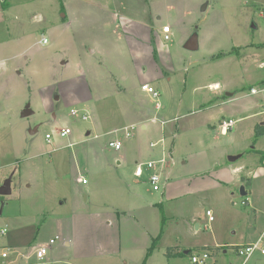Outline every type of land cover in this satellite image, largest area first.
I'll return each instance as SVG.
<instances>
[{
  "label": "rangeland",
  "instance_id": "374dc122",
  "mask_svg": "<svg viewBox=\"0 0 264 264\" xmlns=\"http://www.w3.org/2000/svg\"><path fill=\"white\" fill-rule=\"evenodd\" d=\"M193 32L199 47L189 51ZM262 62L264 0H0V186L10 180L0 255L17 247L34 264H192L190 253L207 251L204 264H242L237 247L264 231V135L254 136ZM223 119L236 122L223 131ZM62 128L70 134L59 137ZM162 158L158 190L151 171L133 174ZM166 178L183 193L165 199ZM73 230L88 235L86 257L64 245ZM259 249L244 264H264Z\"/></svg>",
  "mask_w": 264,
  "mask_h": 264
},
{
  "label": "built area",
  "instance_id": "2783aa9c",
  "mask_svg": "<svg viewBox=\"0 0 264 264\" xmlns=\"http://www.w3.org/2000/svg\"><path fill=\"white\" fill-rule=\"evenodd\" d=\"M162 33L164 34L163 39L164 40H169V27L164 26L162 28ZM46 39L43 38L42 39V43H45ZM261 68H264V62H262L260 64ZM263 88H261V90H263ZM142 90L152 94L155 98L158 97V93L154 90L153 87L147 85V84H143L142 85ZM260 90L256 89V88H251L250 89V93L251 94H256L259 93ZM79 112L76 109H71L70 114L72 117H75ZM80 119L85 121L87 120V116L85 114H81L80 115ZM236 120H232V119H223L220 121V127L222 128L223 131H227L229 129H231L234 124H235ZM135 129V126L131 125L127 128H124V133H125V137L126 138H130L131 137V131ZM70 134V129L69 128H62L58 131V135L59 137H65L67 135ZM51 138L52 136L50 134H46L45 135V139L47 142H51ZM108 146L113 148L114 150H119L121 148V142L119 140H111L108 142ZM164 163V159H161L158 162H154V161H149L146 164H144L145 168L148 169L149 171H151V173L148 176L149 182L152 185V188L154 190H158L159 188V183L161 180V176H160V170L163 166ZM142 174V165H137L136 169H135V175L140 176ZM85 182V180H82V183ZM247 203V200H242L241 204L244 205ZM235 204V203H234ZM207 215L209 216L210 212L207 211L206 212ZM212 220V217L209 216V221ZM6 233L5 229H1L0 230V235H4ZM58 237L55 236L54 238L49 239L48 244L51 245L55 242V240H57ZM263 240L264 241V231L263 233L260 235V237L257 239V241H255L252 244H248V245H243V246H238L237 248V254L239 256L243 257V262L242 264L245 263V261L255 252L259 249V245H260V241ZM47 245L42 246L40 248L37 249L36 251V257L39 259H42L46 253V249H47ZM260 254H264V248H260L259 249ZM1 257V262L0 264H6L5 259L7 258V254L5 252L1 253L0 255ZM190 257V262L192 264H204L205 261L209 258V254L207 251H202V252H193L189 255Z\"/></svg>",
  "mask_w": 264,
  "mask_h": 264
},
{
  "label": "crops",
  "instance_id": "0c3cea01",
  "mask_svg": "<svg viewBox=\"0 0 264 264\" xmlns=\"http://www.w3.org/2000/svg\"><path fill=\"white\" fill-rule=\"evenodd\" d=\"M161 32H162V30H161ZM256 94H258V93H256ZM215 103H218V102H215ZM176 118L174 120H177ZM263 122H264V120L263 119H260L259 121L255 122V124H261ZM184 125H190V124H184ZM141 126H142V128H145V125L142 124ZM193 126L194 125L185 126V128L189 129V128L193 127ZM176 129H179V125L176 126ZM118 163H119V161H118ZM136 166H135L134 171H133V174L134 175H135ZM142 166H144V164H142ZM144 172H149V171L146 168L144 170L142 168V174L141 175H143ZM135 176H137V175H135ZM165 181L166 182L163 183V189H164L163 190V195L165 196V199H166V195H167V197L168 196L172 197V195L176 194L177 191H178L177 195L181 194V192L184 191V186L183 185H181V184L177 185V184H172V183L170 184V182L169 183L167 182V178L165 179ZM218 185H220V184H218ZM188 186H190V185H188ZM187 187H186V190L185 191H191L192 190V189L187 188ZM247 203H248V200H247ZM77 216H84V215L83 214L82 215L80 214V215H77ZM113 221L115 222V220H113ZM84 223H85L84 220H82L81 217H80V219H78V221L76 222L75 225H78V224L85 225ZM105 223L106 224H110V223H113V222L111 220H108ZM115 225H116V223H115ZM79 232H81V231H79ZM77 234H78L77 237H75L74 230H73V232L71 231V233L68 234V236L65 237V243H64V245L66 247L73 248L74 252L76 253V255H75L76 258H83V257H86L88 255V253L85 252V245H86L85 239H87L86 236H88V235L85 236V233L84 232L77 233ZM11 247H13V246H11ZM11 251H12V255L10 256V258L8 260L7 259L5 260L7 264H19V263H22V264H34V263H29L28 262L31 259L32 255H33L32 252L27 251L26 253H24L23 251L19 250L17 247H13ZM186 251H188V250H186ZM104 253L107 254V253H110V252H104ZM35 255H36V252H35ZM37 259L38 260H41L39 258H37ZM1 260L2 259L0 258V262H1Z\"/></svg>",
  "mask_w": 264,
  "mask_h": 264
},
{
  "label": "water",
  "instance_id": "95a60500",
  "mask_svg": "<svg viewBox=\"0 0 264 264\" xmlns=\"http://www.w3.org/2000/svg\"><path fill=\"white\" fill-rule=\"evenodd\" d=\"M205 5L202 6V9H204ZM184 49L189 51H196L198 50V34L196 32H193L189 35V37L186 39V41L183 44ZM30 114V111L28 109H25L22 112V116H27ZM238 158V155H232L228 157L229 161H235ZM10 192V180L7 179L4 181V183L0 186V196L7 195ZM240 194L245 195L246 192L244 191V187H240ZM185 254H187V251H184Z\"/></svg>",
  "mask_w": 264,
  "mask_h": 264
},
{
  "label": "trees",
  "instance_id": "16d2710c",
  "mask_svg": "<svg viewBox=\"0 0 264 264\" xmlns=\"http://www.w3.org/2000/svg\"><path fill=\"white\" fill-rule=\"evenodd\" d=\"M262 87H264V81L260 83ZM264 135V122L261 123V124H255L254 126V136L255 137H260V136H263ZM260 155H262V157H264V151H260L259 152ZM247 184H249V180L247 181ZM244 191L246 192L247 194V191L244 189ZM245 194V195H246ZM1 198V196H0ZM238 248V247H237ZM191 252V250H188L187 253L189 254ZM150 253V251L148 252ZM180 254H184V252H181V253H176L175 255H180ZM191 254V253H190ZM167 255H170V251H169V248H168V252H167Z\"/></svg>",
  "mask_w": 264,
  "mask_h": 264
}]
</instances>
